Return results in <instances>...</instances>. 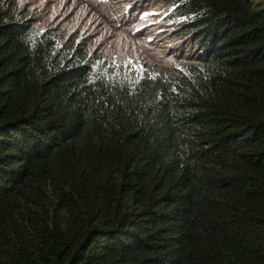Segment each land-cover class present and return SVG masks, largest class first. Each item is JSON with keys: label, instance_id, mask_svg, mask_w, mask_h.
Masks as SVG:
<instances>
[{"label": "trees", "instance_id": "16d2710c", "mask_svg": "<svg viewBox=\"0 0 264 264\" xmlns=\"http://www.w3.org/2000/svg\"><path fill=\"white\" fill-rule=\"evenodd\" d=\"M164 1L133 62L0 0V264H264V0Z\"/></svg>", "mask_w": 264, "mask_h": 264}, {"label": "rangeland", "instance_id": "374dc122", "mask_svg": "<svg viewBox=\"0 0 264 264\" xmlns=\"http://www.w3.org/2000/svg\"><path fill=\"white\" fill-rule=\"evenodd\" d=\"M17 1L35 27H56L63 38L109 59L139 62L189 49L179 44L169 17L172 5L164 0Z\"/></svg>", "mask_w": 264, "mask_h": 264}, {"label": "snow or ice", "instance_id": "6c2138e0", "mask_svg": "<svg viewBox=\"0 0 264 264\" xmlns=\"http://www.w3.org/2000/svg\"><path fill=\"white\" fill-rule=\"evenodd\" d=\"M147 15H150V14L146 13L145 16H147Z\"/></svg>", "mask_w": 264, "mask_h": 264}]
</instances>
